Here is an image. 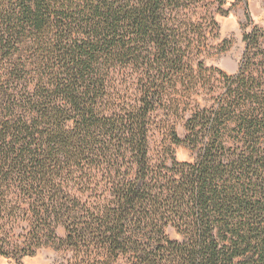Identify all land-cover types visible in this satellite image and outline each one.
Instances as JSON below:
<instances>
[{
    "label": "trees",
    "instance_id": "obj_1",
    "mask_svg": "<svg viewBox=\"0 0 264 264\" xmlns=\"http://www.w3.org/2000/svg\"><path fill=\"white\" fill-rule=\"evenodd\" d=\"M244 1L0 0L1 256L264 264V29L170 129L194 161L149 154L153 114L209 83L195 59Z\"/></svg>",
    "mask_w": 264,
    "mask_h": 264
},
{
    "label": "rangeland",
    "instance_id": "obj_2",
    "mask_svg": "<svg viewBox=\"0 0 264 264\" xmlns=\"http://www.w3.org/2000/svg\"><path fill=\"white\" fill-rule=\"evenodd\" d=\"M233 0H229L228 7ZM249 13L251 21L246 18ZM217 32L210 34L208 44L203 52L195 59L201 60L204 67L212 69L205 74L210 75L209 83L196 92L179 94L176 98H169L170 103L153 114L150 129V157L153 161L165 159L169 163V153L172 151L175 158L181 161L193 162L195 152L185 146H175L170 141V129L174 128L177 135H185L184 123L191 112L192 106L211 104L213 91H219L218 71L228 75L237 72L244 50L243 34L256 25L264 29V0H245L236 3L226 16L217 15ZM218 78V81H217ZM212 86L213 91H212ZM211 89V90H210ZM218 89V90H217ZM57 235H64L63 227H58ZM166 234L171 239H181V235L169 226ZM69 252L56 249L53 245L39 248L34 255L20 259L23 264H66ZM0 264H15L12 258L0 255Z\"/></svg>",
    "mask_w": 264,
    "mask_h": 264
}]
</instances>
